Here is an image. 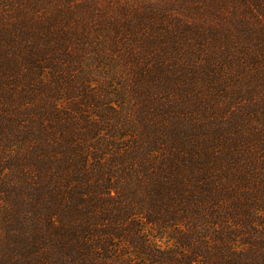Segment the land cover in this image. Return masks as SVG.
<instances>
[{
	"label": "trees",
	"instance_id": "obj_1",
	"mask_svg": "<svg viewBox=\"0 0 264 264\" xmlns=\"http://www.w3.org/2000/svg\"><path fill=\"white\" fill-rule=\"evenodd\" d=\"M0 264H264V0H0Z\"/></svg>",
	"mask_w": 264,
	"mask_h": 264
}]
</instances>
